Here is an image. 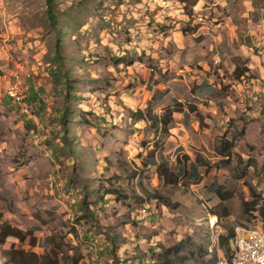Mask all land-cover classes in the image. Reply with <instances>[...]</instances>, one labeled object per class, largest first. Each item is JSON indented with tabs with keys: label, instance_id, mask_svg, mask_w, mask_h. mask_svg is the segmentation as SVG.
<instances>
[{
	"label": "rangeland",
	"instance_id": "obj_1",
	"mask_svg": "<svg viewBox=\"0 0 264 264\" xmlns=\"http://www.w3.org/2000/svg\"><path fill=\"white\" fill-rule=\"evenodd\" d=\"M226 1L228 7L220 0H55L52 28L45 0H0V229L34 237L13 252L0 243V264H33L15 250L53 255L60 264H210V251L225 244L224 228H236V238L245 230L264 235V0ZM175 3L187 19L164 14L163 27L132 14L172 11ZM140 22L145 30H129ZM142 38L167 44L153 58L139 52L124 63L107 48L138 46ZM56 72L69 76L70 95L85 101L88 92L98 95L105 115L92 99L78 107L81 101L65 98ZM127 72L152 91L147 102L132 98L134 90L112 93L115 74ZM12 76L24 101L30 87L38 93L37 106L6 98ZM109 103L124 116L110 113ZM171 107L177 116L165 133L137 121L136 110L162 116ZM231 137L223 158L217 147ZM150 153L171 172L184 166L177 184L147 168ZM196 156L203 162L199 180L188 174ZM105 187L121 194L108 195ZM144 190L159 200H147ZM83 202L97 223L80 214ZM228 255L222 249L213 264Z\"/></svg>",
	"mask_w": 264,
	"mask_h": 264
},
{
	"label": "trees",
	"instance_id": "obj_2",
	"mask_svg": "<svg viewBox=\"0 0 264 264\" xmlns=\"http://www.w3.org/2000/svg\"><path fill=\"white\" fill-rule=\"evenodd\" d=\"M45 2L47 6L48 19L52 23L51 25L52 28H55L56 18H55V15L52 13V8H53V4L55 0H45ZM58 36L59 35H57V37ZM54 54L56 57L55 58L56 62L60 64L61 63V44L58 39H56V43L54 45ZM57 74H60V76ZM53 79H54V82L56 83V86L60 85V83L59 85H57V82H60L62 79L64 80V86H65L66 92H65V95L63 96H65V98H69L72 96L78 99L76 95H73V94L70 95L68 93L69 91L72 93L73 89H71L68 86L69 76L65 72H60V73L56 72L53 76ZM37 94L38 93L33 91V88L30 87L29 94L25 98L24 105L26 106L28 104L30 105L33 104L37 106L36 105L38 103ZM176 105L179 106L178 103H174V106ZM38 106L41 107L42 105L38 104ZM62 109H63V113L66 115L67 111L64 108ZM135 113L137 116V121L148 125L151 129L157 132H164V133L167 131V128L169 124L171 123L172 119L177 116L175 107L168 108L162 116L152 114L148 110L146 111L136 110ZM64 114H61L58 117L60 118L59 121L62 123V126L65 120L63 116ZM27 124L31 125L33 123L31 121L30 122L28 121ZM63 140L67 146L70 145V142L67 139L66 135L63 136ZM234 141H235V137H231L229 140L221 139L220 145L217 147L218 155H220L223 158H228L230 156V150L233 148ZM199 165H203V162L201 161L199 156H196V162L194 164L189 165L188 174L189 176H192L195 180H199L201 177L199 170H198ZM146 166L147 168H153L155 170V174L160 181H163L166 184L172 185V186L177 184L179 177H181L185 173L184 166L180 167V169L176 173L171 172L169 170L168 162L163 161L161 158L155 157L152 153L149 154L146 160ZM95 191H96L95 189L90 190L89 193L91 194V192H95ZM119 191L120 190L118 187H108V188L105 187L106 194L114 196L116 198H118L119 195L121 194ZM84 193L86 194V191H84ZM144 194L147 197L146 199L149 201L159 200V197L155 194V192L150 193L144 190ZM124 198L128 199L129 197L125 195ZM166 203L169 204L168 202ZM79 207H80V212H81L80 214H82L84 217H89L90 219L94 220L97 223L96 215L91 210V205H89L87 202H83ZM262 214L264 216V209L262 210ZM213 228L214 230H216V225H214ZM224 230L227 233V235L225 238L221 237V239H223L225 244L222 243L219 247V243H218V247L214 249L213 251H210V255L213 256L214 260H216L219 254L222 253V249H225L226 252L229 253V255L227 256L226 259H223L221 261H223V263L229 264L232 262V259L235 253L236 228L229 227V228H224ZM27 237H30L31 240L34 239V237L30 233L23 232L17 228L3 227L2 229H0V243L1 244L9 243L10 247L12 248V252H13V247L16 245V243L23 242ZM165 252L167 253L168 250H165ZM14 254L16 255V257H20V256L22 257V255L26 254L23 257H28L29 260L33 264H60V261L59 259H57V257H54L53 255H49V254L38 256L34 253H24L23 251L20 252L17 250L14 251ZM69 260H71L73 263V259H69ZM214 260L210 264H213L215 262ZM76 262L77 261H75V264ZM158 264H170V262L168 260H165L162 262H158Z\"/></svg>",
	"mask_w": 264,
	"mask_h": 264
},
{
	"label": "crops",
	"instance_id": "obj_3",
	"mask_svg": "<svg viewBox=\"0 0 264 264\" xmlns=\"http://www.w3.org/2000/svg\"><path fill=\"white\" fill-rule=\"evenodd\" d=\"M220 4L223 7H228V3H227L226 0H220ZM198 7H199V5L197 4V6H194L193 7V10L194 11L199 10ZM137 13L140 14L142 16V18H148V17L155 18L156 24H157L158 27H163V22H165L164 21L165 17L163 16L164 14H166L167 17L168 16L169 17H173V18H175V17L179 18L180 17L182 20H186L187 19L185 16H183V12H182L180 6L179 5L176 6V3L174 4V6L172 5V11L160 10L159 12H156L153 15V12L152 11H150L149 13H144L142 11L135 10L132 13L133 14V17L137 16L136 15ZM178 13L179 14L181 13L182 15L181 16H178ZM243 15L244 14H242V16ZM143 16H145V17H143ZM169 22H170V20H169ZM131 24H132V26H129L128 27L129 30H132V27H137L140 31H143V30L146 29V22H140L138 24V26L133 25V23H131ZM179 24L180 23H178V26H179ZM141 40L142 41H141L140 45H138V46H134L133 43L132 44L129 43V45H128V43H125L124 45L122 44V46H120V48L117 47L116 45L115 46L113 45L114 47H112V49H111L110 48L111 44L108 45L107 48L109 50H112L113 53L116 52L115 55H117V57L120 59V61L124 63L123 59H121V58L126 57L125 59H129V58H132L134 56V54L139 53V52H145L146 55H149L151 53V57L153 58L154 56H157L156 52H154V49H156V48L158 49L162 44H164V46L167 44V42H164V41L162 42V40L159 43H157V42L155 43V42H153L151 40L147 41V39H145V38L144 39L142 38ZM81 53H84V51H81ZM79 58H82V57H79ZM92 58L94 60L96 59L94 57H92ZM90 63H93V62H90ZM110 70L113 71L112 69H110ZM130 70H131V68H130ZM125 72H126V69H125ZM141 72L144 73V75H145L144 78L149 77L147 74H145V70L143 68H142ZM115 75H116V78H115L114 81H115V83L117 85L115 87V90H113V92H112L113 94H115V93L117 94L118 93V94H120V96H122L121 94L123 93L124 96L127 97L128 94L134 90L135 94L132 95V98L134 96H137L139 98H143L142 99L143 102H147V100H149L150 97L152 96L151 95L152 94V91L147 90L145 88V86L142 87V86L139 85V80H140V78L138 77L139 75L137 76L136 74H133V73H132V75H130V72H127V74L125 75V77L123 76L124 74L123 75L122 74H115ZM123 82H129L130 85H132L134 83L135 86H133V88L128 89L129 87H126V84L124 85ZM85 84H87V82ZM85 96H89L88 100H86V101L85 100H80L78 98L77 101H81L80 103L77 104L78 107H81L82 106L81 103H90L91 102L90 100L92 99V100H94V102H96L97 109L98 110L100 109L102 113L104 112V110H105V108H103L104 105L100 102L98 95L95 96V93L88 92V93L85 94ZM131 100H133V99H131ZM132 102H134V101H132ZM140 103L141 102L139 101V103H134V104L140 105ZM109 104L110 105H108L109 107L107 109L112 110L110 113L114 114L117 117H121L122 115L124 116L125 113H124V110L123 109H120V108L119 109H116V105H114V103H109ZM113 108L115 110H117V112L116 111L113 112L114 111ZM135 108H137V107H135ZM87 110H88V112H90V111L92 112L91 109H87ZM87 110L86 109H82L80 112H83V114H86L87 113ZM120 110H122V112H118ZM59 114L60 115L61 114H64L63 113V109H61V111H59ZM103 115H105V112L103 113ZM98 116H100V115H97V117ZM128 121L130 123L131 118L128 117ZM31 122L33 123V120ZM104 125H105V127L108 126V124H104ZM83 127H87V126H83ZM76 131H77V133H76L77 135L80 134V133H82L79 129H77ZM82 140L83 141H86L85 136H82ZM249 233L250 232L247 233V231L245 230V233H242V234H243V236H249ZM238 238H241V237L238 235Z\"/></svg>",
	"mask_w": 264,
	"mask_h": 264
},
{
	"label": "built area",
	"instance_id": "obj_4",
	"mask_svg": "<svg viewBox=\"0 0 264 264\" xmlns=\"http://www.w3.org/2000/svg\"><path fill=\"white\" fill-rule=\"evenodd\" d=\"M7 84L6 98L13 105H18V82H13L12 76ZM239 236L241 237L240 257H234L235 264H264V241L260 240V236Z\"/></svg>",
	"mask_w": 264,
	"mask_h": 264
},
{
	"label": "bare ground",
	"instance_id": "obj_5",
	"mask_svg": "<svg viewBox=\"0 0 264 264\" xmlns=\"http://www.w3.org/2000/svg\"><path fill=\"white\" fill-rule=\"evenodd\" d=\"M157 2H158V0H157ZM14 82H18L17 95H18V105L20 106V105H23V101H24L23 94H24V91L22 89V86H21L19 80H16ZM7 91H8V87H7L6 92ZM249 236H260V240L264 241V235L260 231H252V232L249 233ZM240 249H241V238L237 237L236 238V242H235V253H234L232 262L229 263V264H235V258L234 257H240ZM223 264H227V263H223Z\"/></svg>",
	"mask_w": 264,
	"mask_h": 264
}]
</instances>
